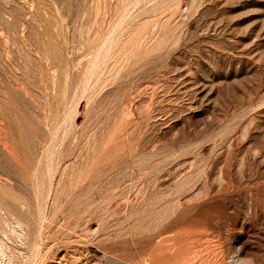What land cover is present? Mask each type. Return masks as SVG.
Masks as SVG:
<instances>
[{
	"label": "rangeland",
	"instance_id": "374dc122",
	"mask_svg": "<svg viewBox=\"0 0 264 264\" xmlns=\"http://www.w3.org/2000/svg\"><path fill=\"white\" fill-rule=\"evenodd\" d=\"M0 113V264H264V0H0Z\"/></svg>",
	"mask_w": 264,
	"mask_h": 264
},
{
	"label": "bare ground",
	"instance_id": "6f19581e",
	"mask_svg": "<svg viewBox=\"0 0 264 264\" xmlns=\"http://www.w3.org/2000/svg\"><path fill=\"white\" fill-rule=\"evenodd\" d=\"M1 114V113H0ZM3 116V115H2ZM10 116V115H9ZM5 117V116H4ZM3 117V118H4ZM7 117H8V115H7ZM8 122V126H9V129H10V135H11V138H12V140H13V143H14V145L15 146H17L18 148H22L23 149V147L25 146H23V143L16 137V134H15V132H14V126H13V124L11 123V122H9V121H7ZM14 122V121H13ZM3 123V122H2ZM14 124H16L15 122H14ZM22 126V125H21ZM7 129V128H6ZM6 131V130H5ZM8 135V134H7ZM29 138V137H28ZM25 142V141H24ZM28 142V141H27ZM11 145V144H10ZM28 145H30V149H31V143H29ZM26 146H27V144H26ZM10 148V147H9ZM12 148H14V147H12ZM12 148H11V150H12ZM25 148H27V147H25ZM16 149V148H15ZM12 151H15V150H12ZM23 152V151H22ZM13 153H15V152H13ZM24 153H25V151H24ZM31 153V152H30ZM16 154V153H15ZM29 154V153H28ZM23 155V154H22ZM31 155V154H30ZM22 157V156H21ZM27 157V156H26ZM25 158V157H24ZM29 159H30V157H29ZM29 159H28V161H29ZM1 161V160H0ZM4 161V160H3ZM26 161V160H25ZM4 163V162H3ZM10 164V163H9ZM4 165V164H3ZM2 165V166H3ZM6 167H8L7 165H6ZM11 169H12V167H11ZM10 169V170H11ZM8 170H9V168H8ZM16 171V170H15ZM12 174H15L14 172L12 173ZM4 192V191H3ZM6 192H8V191H6ZM1 194V193H0ZM6 195H8V193L6 194ZM1 197V196H0ZM12 197V196H11ZM12 199V198H11ZM8 201H10V200H8ZM8 203V202H7ZM11 205V204H10ZM20 205V204H19ZM11 207V206H10ZM14 207V206H13ZM15 208V207H14ZM12 209V208H11ZM6 210V209H5ZM13 210V209H12ZM24 211V210H23ZM26 211V210H25ZM20 212V211H19ZM12 213V212H11ZM31 220V219H30ZM14 223V222H13ZM20 224V223H19ZM28 224V223H27ZM17 226H18V224H17ZM21 226V225H20ZM29 226V225H28ZM23 228V227H22ZM25 229H28V228H25ZM29 230V229H28ZM18 233L20 234V232L18 231ZM17 233V234H18ZM29 234V233H28ZM27 234V235H28ZM36 234V233H35ZM21 236H22V233L20 234ZM38 235V234H37ZM17 236V235H16ZM18 237V236H17ZM28 237H29V235H28ZM20 239H22V237L20 238ZM33 240V239H32ZM31 240V241H32ZM35 240V239H34ZM18 241H19V239H18ZM30 240H29V242H31ZM22 241H20V243H21ZM29 242H27V244L29 243ZM32 243V242H31ZM17 246V245H16ZM47 247V246H46ZM34 248V247H33ZM32 248V249H33Z\"/></svg>",
	"mask_w": 264,
	"mask_h": 264
}]
</instances>
